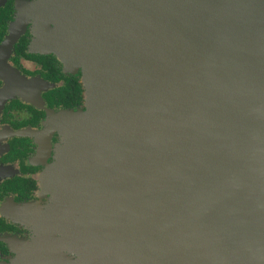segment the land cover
Instances as JSON below:
<instances>
[{
	"label": "water",
	"instance_id": "obj_1",
	"mask_svg": "<svg viewBox=\"0 0 264 264\" xmlns=\"http://www.w3.org/2000/svg\"><path fill=\"white\" fill-rule=\"evenodd\" d=\"M73 1L97 74L95 144L66 135L56 222L0 264H264V0ZM82 111L68 112L79 130ZM80 166L103 199L99 249Z\"/></svg>",
	"mask_w": 264,
	"mask_h": 264
},
{
	"label": "flooded vegetation",
	"instance_id": "obj_2",
	"mask_svg": "<svg viewBox=\"0 0 264 264\" xmlns=\"http://www.w3.org/2000/svg\"><path fill=\"white\" fill-rule=\"evenodd\" d=\"M25 1L0 0V261L32 237L23 223L55 202L51 167L64 141L62 128L52 133L56 114L84 109L81 70L64 72L55 55L29 51L38 34L33 18L23 31L18 24Z\"/></svg>",
	"mask_w": 264,
	"mask_h": 264
},
{
	"label": "bare ground",
	"instance_id": "obj_3",
	"mask_svg": "<svg viewBox=\"0 0 264 264\" xmlns=\"http://www.w3.org/2000/svg\"><path fill=\"white\" fill-rule=\"evenodd\" d=\"M33 10L37 13L32 14L34 23L37 25L42 15H47L44 12H52V8H55V13H51L50 22L53 26L54 33L52 39L56 40L58 43V48L53 52L56 58L68 68L70 62L73 60H78L80 63V70L82 73L81 83L83 87V100H84V110L81 112L82 116V128L76 131L75 136L79 138L82 145L85 143L89 146L95 144L97 128H99V122L101 119V110L98 101L97 88V74L94 72V67L92 63V52L91 48L87 45L84 33L80 27L77 26L78 16L77 9L74 6L73 0H35L33 3ZM38 8V9H36ZM29 8L21 10L20 13L24 15L27 13ZM38 33H36L37 35ZM39 38V34L37 35ZM76 58V59H75ZM74 68V66H71ZM92 129L90 130V128ZM90 130V131H89ZM89 131V132H88ZM64 138L63 143L60 145L59 159L51 169L58 170L59 166L63 163L62 156L64 147H69L71 141L66 136L64 131H62ZM97 142V141H96ZM86 149V147H85ZM88 149V148H87ZM87 151V157H88ZM81 157L86 156L84 153H80ZM58 155V154H57ZM94 157H98L97 151H94ZM71 167H73L71 165ZM70 167V169H71ZM93 181V180H92ZM92 181L90 176V171L87 166L84 169L80 166L79 172L76 171L75 183L77 190V205L79 209L80 216L86 220L89 226H94L97 230L95 235L94 247L100 248L102 244L103 234L99 224V219L92 215L91 209L97 206L96 213L101 209L102 212V202L103 199L98 193L99 189L97 187V180L93 190L96 192L95 198L89 195V191L92 190ZM91 189V190H90ZM94 193V192H93ZM95 195V193H94ZM57 195H54L56 197ZM103 232V233H102Z\"/></svg>",
	"mask_w": 264,
	"mask_h": 264
},
{
	"label": "rangeland",
	"instance_id": "obj_4",
	"mask_svg": "<svg viewBox=\"0 0 264 264\" xmlns=\"http://www.w3.org/2000/svg\"><path fill=\"white\" fill-rule=\"evenodd\" d=\"M33 1L31 0H27L25 1L23 4L26 6V8H29L28 11H26L27 13L25 15H19V19L18 20V24L22 23V31L25 29L26 26H31V18H32V14L35 13V11L33 10ZM33 32H41L42 36L40 39H37L36 37H34L32 41V43L29 46V51L37 53V52H41V53H49L52 48L50 46H53L55 43L53 40H51V36H52V31H51V26L48 25V18L43 16L42 17V22L41 24L35 26L34 30H32ZM37 39V41H35ZM36 43V44H35ZM72 69H77L75 66ZM69 70L64 69V72H67ZM82 111V110H81ZM56 117H58L56 119V121L53 124V128H52V133L55 131H58L60 128H62V130L64 131V133L69 136L71 139H76L75 134L76 131L78 130L79 132V128H80V120L78 119L77 121L72 118V116H70V114L68 112L66 113H58L56 114ZM66 156L67 158L70 157L71 153H69L68 151H66Z\"/></svg>",
	"mask_w": 264,
	"mask_h": 264
},
{
	"label": "crops",
	"instance_id": "obj_5",
	"mask_svg": "<svg viewBox=\"0 0 264 264\" xmlns=\"http://www.w3.org/2000/svg\"><path fill=\"white\" fill-rule=\"evenodd\" d=\"M55 190L56 189L53 186V189H50L49 193L51 194V192H53V191L55 192ZM50 206L51 205L45 207L43 212L38 216V218L34 219L31 222L23 223V225L27 226L32 231L33 235L29 240H18V243L16 244L17 247L12 250L13 253H15V251H17V250L18 251L29 250V249H26L27 248L26 242L30 241L33 237H35V234H36V232H38V229L42 230L44 228V225H48L49 223L54 224L56 222L55 219L57 218V215L54 214V211H52ZM57 212H59L58 208H57ZM49 231H51L53 233L54 227L51 228V226H50Z\"/></svg>",
	"mask_w": 264,
	"mask_h": 264
}]
</instances>
